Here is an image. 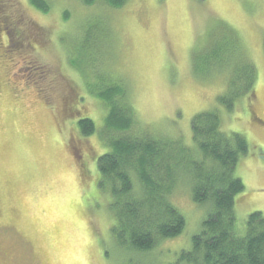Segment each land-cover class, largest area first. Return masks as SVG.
Segmentation results:
<instances>
[{
	"label": "rangeland",
	"instance_id": "obj_1",
	"mask_svg": "<svg viewBox=\"0 0 264 264\" xmlns=\"http://www.w3.org/2000/svg\"><path fill=\"white\" fill-rule=\"evenodd\" d=\"M46 1L48 13L0 0V264H188L181 253L210 210L193 201L188 181L171 196L186 218L179 236L137 252L112 232V198L94 162L123 135L106 127L110 105L95 93L107 85L125 90L131 135L148 128L198 158L192 119L218 110L222 130L249 144L236 168L239 232L251 213L264 214V0ZM231 33L258 76L255 96L229 110L218 100L229 69L204 59ZM81 117L94 120L93 135H81ZM84 142L92 150L76 157L73 145Z\"/></svg>",
	"mask_w": 264,
	"mask_h": 264
},
{
	"label": "trees",
	"instance_id": "obj_2",
	"mask_svg": "<svg viewBox=\"0 0 264 264\" xmlns=\"http://www.w3.org/2000/svg\"><path fill=\"white\" fill-rule=\"evenodd\" d=\"M29 1L43 13L50 10L46 0ZM105 2L120 8L126 0ZM217 45L204 60L209 66L229 69L226 92L218 100L232 110L244 95L255 96L258 71L235 34L220 39ZM198 64L195 59L196 74ZM95 93L110 105L106 127L123 133L111 137L107 151L94 160L100 174L97 185L112 198L111 211L116 220L112 232L118 243L147 252L161 240L179 236L185 230L186 218L171 196L179 183L188 181L193 201L209 205L210 210L192 238L191 249L181 253V260L188 264H264V214L251 213L245 231L240 233L234 210L235 197L244 190L236 168L240 156L249 150L245 136L223 131L218 110L200 112L192 119L193 141L202 156L198 158L181 140L168 139L148 128L131 135L134 113L125 102L121 84L107 85ZM117 98L121 102L116 103ZM77 124L83 137L96 132L90 117L79 118ZM86 148L92 150L87 142L75 143V156L80 157ZM179 169L183 172L180 175Z\"/></svg>",
	"mask_w": 264,
	"mask_h": 264
}]
</instances>
